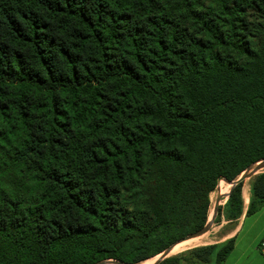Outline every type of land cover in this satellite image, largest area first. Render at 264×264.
<instances>
[{
  "label": "trees",
  "instance_id": "16d2710c",
  "mask_svg": "<svg viewBox=\"0 0 264 264\" xmlns=\"http://www.w3.org/2000/svg\"><path fill=\"white\" fill-rule=\"evenodd\" d=\"M261 159L264 0H0V264L141 263Z\"/></svg>",
  "mask_w": 264,
  "mask_h": 264
},
{
  "label": "crops",
  "instance_id": "0c3cea01",
  "mask_svg": "<svg viewBox=\"0 0 264 264\" xmlns=\"http://www.w3.org/2000/svg\"><path fill=\"white\" fill-rule=\"evenodd\" d=\"M257 173L240 182V208L229 203L235 186L219 202L216 214L219 217L216 228L219 236L208 245L219 246L232 241L231 249L219 264H264V171ZM214 256L206 264H213Z\"/></svg>",
  "mask_w": 264,
  "mask_h": 264
},
{
  "label": "rangeland",
  "instance_id": "374dc122",
  "mask_svg": "<svg viewBox=\"0 0 264 264\" xmlns=\"http://www.w3.org/2000/svg\"><path fill=\"white\" fill-rule=\"evenodd\" d=\"M262 171H264V168L258 172L260 173ZM259 173H257V174H259ZM223 181H224L223 182L224 186L227 188V190L229 189V192H230L232 189V185L229 187L228 182L224 179H223ZM219 186H220V182H219V185L217 186V188H215V190H213L210 194V200H211L210 212H209L210 219L208 217V221H209L208 225L209 226L207 229V231H209V232L206 234H203L202 242H199L197 245L190 247V248H187V249L181 251L180 253L177 252L176 254L173 253L172 255L171 254L169 255L170 257L175 256V257L179 258L178 259L179 264H202V261L206 260L208 255L205 252L199 251V249L203 248L205 245H208L209 242L216 240L217 236H219L218 231H216V228L218 226L217 221H219V217L218 216L216 217L217 210H218V206L216 208V202H217L216 199L219 195H221L222 200H224L225 197L229 193V192L226 193L225 189H221L222 194H220ZM205 241H207V242H205ZM200 261H201V263H200Z\"/></svg>",
  "mask_w": 264,
  "mask_h": 264
},
{
  "label": "water",
  "instance_id": "95a60500",
  "mask_svg": "<svg viewBox=\"0 0 264 264\" xmlns=\"http://www.w3.org/2000/svg\"><path fill=\"white\" fill-rule=\"evenodd\" d=\"M255 164H252L250 166L251 168L248 167V169L245 172H243L235 180L230 181V180H227V179H224V178L223 179L226 180L227 182L231 183L232 184V188H233L234 186L239 184L241 181L245 180L248 177H251L252 175L256 174L258 171L263 169L264 168V159L259 160V162L255 163ZM221 198H222L221 195H219L217 197L216 208L219 205V202H220ZM208 223H209V221H207L205 227L201 231H199V232H197L195 234H190L187 237H185L184 239H188V238H191L193 236L200 235V234L202 235L203 233H205L207 231L208 226H209ZM170 250H171V246L168 247L163 252H161V256L153 264H159L162 260H164L165 258L169 257ZM106 263L129 264V263H125V262H122V261H119V260H114V259L100 260V261L96 262L95 264H106ZM136 264H141V263H136Z\"/></svg>",
  "mask_w": 264,
  "mask_h": 264
},
{
  "label": "bare ground",
  "instance_id": "6f19581e",
  "mask_svg": "<svg viewBox=\"0 0 264 264\" xmlns=\"http://www.w3.org/2000/svg\"><path fill=\"white\" fill-rule=\"evenodd\" d=\"M257 162H259V161H257ZM257 162H255V163H257ZM255 163H253V164H255ZM256 165V164H255ZM251 168V167H250ZM248 169V168H247ZM246 169V170H247ZM246 170H244L243 172H245ZM242 172V173H243ZM220 186H219V189H220V194H222V190L221 189H225V191H226V193L227 192H229V189L227 190V188L224 186H221L222 185V182H224L223 181V179H221L220 181ZM226 183V182H225ZM228 184H230V185H232L231 183H229L228 182ZM218 185H219V183H218ZM230 185H229V187H230ZM228 187V188H229ZM209 219H210V217H209ZM203 235H196V236H193V237H191V238H188V239H182V240H180V241H177L176 243H174L172 246H171V250H170V253L169 254H173V253H177V252H181V251H183V250H185V249H187V248H190V247H193V246H195V245H197L199 242H202V239H203V237H202ZM205 242H207V241H205ZM207 244V243H206ZM202 245V244H201ZM161 256V253L160 254H158L157 256H155V257H152V258H149V259H147V260H144V261H142L141 262V264H153L159 257ZM106 264H116V263H106Z\"/></svg>",
  "mask_w": 264,
  "mask_h": 264
},
{
  "label": "built area",
  "instance_id": "2783aa9c",
  "mask_svg": "<svg viewBox=\"0 0 264 264\" xmlns=\"http://www.w3.org/2000/svg\"><path fill=\"white\" fill-rule=\"evenodd\" d=\"M262 250H263V253H264V242L262 243Z\"/></svg>",
  "mask_w": 264,
  "mask_h": 264
}]
</instances>
